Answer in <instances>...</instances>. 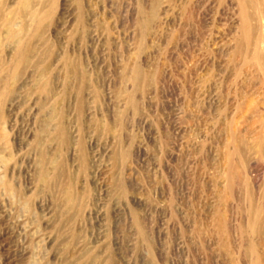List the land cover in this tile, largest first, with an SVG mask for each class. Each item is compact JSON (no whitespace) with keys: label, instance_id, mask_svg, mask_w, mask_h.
I'll list each match as a JSON object with an SVG mask.
<instances>
[{"label":"rangeland","instance_id":"obj_1","mask_svg":"<svg viewBox=\"0 0 264 264\" xmlns=\"http://www.w3.org/2000/svg\"><path fill=\"white\" fill-rule=\"evenodd\" d=\"M263 37L264 0H0V264H250Z\"/></svg>","mask_w":264,"mask_h":264},{"label":"bare ground","instance_id":"obj_2","mask_svg":"<svg viewBox=\"0 0 264 264\" xmlns=\"http://www.w3.org/2000/svg\"><path fill=\"white\" fill-rule=\"evenodd\" d=\"M246 28H247V24L245 22L243 24V29ZM253 56L255 60L262 66V68H264V53L262 51H255ZM140 74L141 72L139 69L135 71L132 77L134 82H138L140 80V76H141ZM263 87H264V82H263ZM256 139L257 140H256L255 148L260 153L264 154V130L261 131L259 135L256 136ZM238 151H239V146L236 145L233 152L229 154V158L231 159L234 154L237 155ZM253 183L254 185L253 184L248 185L247 187V192L251 199V203H250L251 206L249 212L250 217L247 219L246 223L244 224V226L248 228V232L251 234L253 239L244 244L245 247L244 249H246V251L250 253L252 256V260L250 264H264V204L260 205L255 202L260 194L261 195L264 194V186L257 185V183L254 182V180ZM226 224L222 217L219 218L218 225H219V229H221L222 232L225 231ZM226 226L228 229V225ZM244 264L247 263L244 261Z\"/></svg>","mask_w":264,"mask_h":264}]
</instances>
